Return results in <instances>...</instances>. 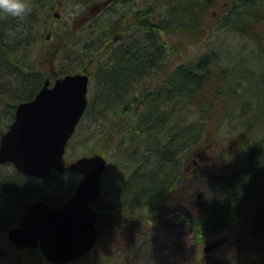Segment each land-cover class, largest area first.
<instances>
[{
    "label": "trees",
    "instance_id": "1",
    "mask_svg": "<svg viewBox=\"0 0 264 264\" xmlns=\"http://www.w3.org/2000/svg\"><path fill=\"white\" fill-rule=\"evenodd\" d=\"M56 1L30 0L23 19L0 16L1 130L16 105L33 99L47 78L88 73L96 93L84 116L120 115L113 124L131 136L128 144L118 142L123 182L116 200L103 204L100 218L115 233L130 234L136 219L156 223L180 178L207 172L213 178L202 194V211L184 218L186 224L198 243L248 240L264 199V0H138L137 7L135 0H72L102 9L77 29L63 22L57 71L47 73L38 63V47L50 30ZM218 5L216 23L212 11ZM215 25L245 38L252 50L245 43L244 53L229 48L225 58L212 48L169 67L178 45L203 41ZM168 37L177 41L169 43ZM130 117L132 125L126 124ZM13 170L0 176V234L27 199L51 190L48 178ZM58 192L49 198L60 199ZM245 248L242 264H264V245L249 242ZM5 256L0 249V264H8ZM30 259L46 264L38 253Z\"/></svg>",
    "mask_w": 264,
    "mask_h": 264
},
{
    "label": "rangeland",
    "instance_id": "2",
    "mask_svg": "<svg viewBox=\"0 0 264 264\" xmlns=\"http://www.w3.org/2000/svg\"><path fill=\"white\" fill-rule=\"evenodd\" d=\"M137 1H134L135 7H137ZM150 2L156 3L155 0H150ZM101 6H96L95 4L81 6V4L72 0L67 4L65 0L56 1L54 8L50 10L51 17L49 18L51 20H49L48 25L50 30H46L43 44L38 47L40 51L38 53V63L44 71L47 73L57 71L54 63L60 50V36H57V32L61 31L63 22L64 24H71L73 29H77L87 22L91 16L96 15L102 9ZM221 8L222 5H218L212 11L213 21L216 23L218 21L217 14ZM207 34V37L198 43L187 45L186 41H184L182 45H178L175 50L176 53L173 54L172 52L169 55V67H173L178 62L195 58L201 53L209 52L212 48L217 51L221 50L223 52L222 56L225 58L228 57L229 48H241L243 51L241 46L245 45V43L248 44L247 52L253 48V44L247 42L245 38L225 28H218L217 25L212 30H207ZM170 38L172 37H168L167 40L169 43L177 41V39L173 40ZM71 61L66 59L64 63ZM94 84V81L90 78L89 99L94 97V93H96V85ZM139 93V91L136 92V94ZM122 106L121 104L120 107ZM119 116H116V118L110 116L111 118L109 117L108 120H104L101 116L96 119L84 116L66 148L65 157L69 165L68 169L60 173L59 176L54 175L46 180L51 190L46 191L42 196L51 197L59 189L61 190L58 192V195L61 196L60 198L69 196L82 178L81 173L71 164L82 155L103 151V154H101H105L107 167L102 178L101 202L108 205L116 200L119 187L123 182L121 178L122 172L118 166L121 159L117 156V145L121 139H124L128 144L131 137L130 133L125 131V129L118 131V123L113 124ZM125 120L126 124L132 125L133 120L131 117L129 120L127 118ZM122 121L123 118H121L120 122L122 123ZM110 134L114 135V141L111 140L110 142L108 140V135ZM105 151L107 153H104ZM196 161L201 162V158H196ZM11 172H14L13 166H4L0 170V176H8V173ZM212 178L213 174L207 172H199L195 175L186 174L180 178L178 187L162 203L158 222L148 224L145 221L136 219L130 234L115 233L106 217L99 218L97 227L101 237L98 250L101 252V257L104 258L103 261L106 260L107 262L108 260L109 264H242L247 252L245 247L249 242H259L264 245V199L258 208V215L248 240H241L242 242L235 244L233 242L226 243L225 239H220L221 242L215 249L206 252L204 251L205 246L216 239L210 242L198 243L194 231L186 224L184 218L191 217L202 211V205L205 200L202 194H206L209 181ZM9 183L11 182H7V185ZM61 183L63 187L60 188L59 185ZM3 184L4 181H2ZM199 197L201 199H198ZM175 215H182L183 219H175ZM15 220H17V217L9 222L10 225ZM0 247H2L0 249L7 250L4 258L5 263L8 261V264H10V261L12 264H23L30 258L27 251L17 253L11 246L6 247L4 234H0ZM99 255V253L96 254L97 258H99ZM106 262L104 261V264Z\"/></svg>",
    "mask_w": 264,
    "mask_h": 264
},
{
    "label": "water",
    "instance_id": "3",
    "mask_svg": "<svg viewBox=\"0 0 264 264\" xmlns=\"http://www.w3.org/2000/svg\"><path fill=\"white\" fill-rule=\"evenodd\" d=\"M89 81L85 72L67 73L53 82L48 78L33 99L20 102L14 121L0 136V165L10 162L32 177L48 176L53 168L66 170V146L87 108ZM106 165L102 154L77 158L72 166L83 177L68 201L59 207L35 202L21 225L9 229V238L19 248L40 246L55 264L87 253L98 236V214L91 204L101 196Z\"/></svg>",
    "mask_w": 264,
    "mask_h": 264
},
{
    "label": "flooded vegetation",
    "instance_id": "4",
    "mask_svg": "<svg viewBox=\"0 0 264 264\" xmlns=\"http://www.w3.org/2000/svg\"><path fill=\"white\" fill-rule=\"evenodd\" d=\"M16 107H17V105H16ZM16 107H15V110L12 112L11 119L8 121L5 130H2L0 132V135H1V133L3 131H6L8 129V127L10 126V124L14 121ZM7 165H11V166H13V168L15 170H17L16 167L12 163H10V162H6V163L0 165V168H1V166H7ZM71 166H72V164H71ZM68 167H69V165H68V162H67V168H66V170L68 169ZM66 170H64L62 172H65ZM62 172L61 171H58L56 168H53L52 171L50 172V174L48 176H45V177H32V176H27V175H25V174H23L21 172H19V173H21V174H23V175H25L27 177H30V178L41 179V178H49V177L54 176V175L59 176L60 173H62ZM75 189H73V191H71L72 193L69 196H67V197L64 196V197H62V198H60L58 200H52L49 197L42 196V195L34 196V197H31V198L27 199V201L23 204V208L18 213L17 220H15V222H12L11 225H10V223L6 225V231L4 232V235H5V238H6V247H10L11 246L12 249H14L17 253H21V251H27L29 253V256L30 257L32 255V253H38L39 255H41V257H43V259L45 260V263L46 264H55V263H52V262L48 261L43 256V254L41 252V247L40 246L19 248L16 245V243L9 238L8 231H9L10 228H16V227H19L21 225L24 215L28 211L29 207L32 204H34L35 202H37V201H44L46 204H48L51 207H59L61 205H64L68 201V199L73 194V192L75 191ZM103 204L104 203L101 202V198L98 201H96L95 203H92L91 204L92 210L96 211L97 214H98L97 221L101 217L100 210L102 209ZM97 221H96V228H97L98 236H97L96 241L94 242V245L92 246V248L87 253H85L84 255H82V256L74 259V260H71V261H68V262H65V263H61V264H70V263H73V262H76V263H78V262L79 263L88 262V264L89 263L90 264H104V261L102 259L103 257H101V252H100V250H98L99 249V244H100L99 243V239L101 237V234H100V231H99V229L97 227ZM97 253L100 254L99 255V258H97V256H96ZM27 261L29 262V264H32V259L29 258V259H27Z\"/></svg>",
    "mask_w": 264,
    "mask_h": 264
},
{
    "label": "clouds",
    "instance_id": "5",
    "mask_svg": "<svg viewBox=\"0 0 264 264\" xmlns=\"http://www.w3.org/2000/svg\"><path fill=\"white\" fill-rule=\"evenodd\" d=\"M30 11V0H0V16L23 19Z\"/></svg>",
    "mask_w": 264,
    "mask_h": 264
}]
</instances>
